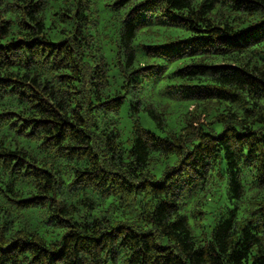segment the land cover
I'll return each instance as SVG.
<instances>
[{
  "label": "trees",
  "instance_id": "obj_1",
  "mask_svg": "<svg viewBox=\"0 0 264 264\" xmlns=\"http://www.w3.org/2000/svg\"><path fill=\"white\" fill-rule=\"evenodd\" d=\"M0 264H264V0H0Z\"/></svg>",
  "mask_w": 264,
  "mask_h": 264
},
{
  "label": "rangeland",
  "instance_id": "obj_2",
  "mask_svg": "<svg viewBox=\"0 0 264 264\" xmlns=\"http://www.w3.org/2000/svg\"><path fill=\"white\" fill-rule=\"evenodd\" d=\"M142 122H143V125L146 127V128H149V129H152L153 126H152V121L146 117L142 118Z\"/></svg>",
  "mask_w": 264,
  "mask_h": 264
}]
</instances>
